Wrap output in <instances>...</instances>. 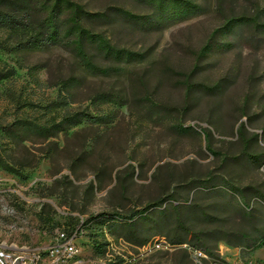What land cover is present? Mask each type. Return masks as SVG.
Instances as JSON below:
<instances>
[{
  "label": "rangeland",
  "instance_id": "374dc122",
  "mask_svg": "<svg viewBox=\"0 0 264 264\" xmlns=\"http://www.w3.org/2000/svg\"><path fill=\"white\" fill-rule=\"evenodd\" d=\"M78 1L148 13L132 0ZM204 1L210 11L164 31L107 29L147 57L108 76L63 48L0 50L16 67L0 80V249L50 261L80 221L79 264H198L163 238L184 234L180 213L217 258L203 264H264V49H230L216 0ZM186 79L213 89L188 91ZM78 110L99 119L48 139L25 131Z\"/></svg>",
  "mask_w": 264,
  "mask_h": 264
},
{
  "label": "trees",
  "instance_id": "16d2710c",
  "mask_svg": "<svg viewBox=\"0 0 264 264\" xmlns=\"http://www.w3.org/2000/svg\"><path fill=\"white\" fill-rule=\"evenodd\" d=\"M132 1L148 10V13H135L123 6H109L105 11H90L78 0H0V50L25 52L63 48L73 55L78 65L87 73L108 76L117 73L124 64L139 63L147 57L143 52L138 53L113 42L111 35L106 34L107 29H111L112 34L117 28L143 33L164 31L210 11L209 4L204 0ZM215 8L221 14L222 29L229 39L230 49H264V6H261L259 0H216ZM15 73L16 67L0 62V80L11 78ZM61 84L67 88V79H62ZM183 84L188 91L198 88L208 91L213 89L189 79L183 81ZM66 101L65 97L63 102ZM98 119L86 111H69L60 120L52 117L45 124L26 121L25 131L37 132L48 139L79 126L85 120L94 122ZM13 125L14 123L11 126ZM16 131L14 129L12 132ZM261 164L264 166V162ZM256 193L263 197L261 201L264 202V194ZM174 207L177 211L178 205L175 204ZM136 215L137 213L131 215L130 229L133 230ZM80 225L78 221L67 229L68 235H72ZM177 226L184 234L177 233L173 237L163 235L167 241L164 240L165 243L177 247L188 245L191 249L208 254L217 262L215 255L203 247L202 232L186 227L180 213L177 214ZM126 238L140 246L147 243L146 239L132 238L129 235ZM222 239L224 238L219 240ZM260 239L264 241L263 232H260Z\"/></svg>",
  "mask_w": 264,
  "mask_h": 264
},
{
  "label": "built area",
  "instance_id": "2783aa9c",
  "mask_svg": "<svg viewBox=\"0 0 264 264\" xmlns=\"http://www.w3.org/2000/svg\"><path fill=\"white\" fill-rule=\"evenodd\" d=\"M190 254L192 253L195 260L201 261L202 252L191 249L188 245ZM177 246H170L175 248ZM81 250L76 246L72 235L62 233L60 239L52 250V258L50 261L45 260L44 254L38 249H30L13 251L8 248L0 249V264H79L77 260L80 257Z\"/></svg>",
  "mask_w": 264,
  "mask_h": 264
},
{
  "label": "bare ground",
  "instance_id": "6f19581e",
  "mask_svg": "<svg viewBox=\"0 0 264 264\" xmlns=\"http://www.w3.org/2000/svg\"><path fill=\"white\" fill-rule=\"evenodd\" d=\"M195 250L198 251V252H202L201 250H197V249H195ZM206 257H207V255H206L204 252H202V258H201V261L196 260L197 263H198V264H203V261L206 259Z\"/></svg>",
  "mask_w": 264,
  "mask_h": 264
}]
</instances>
